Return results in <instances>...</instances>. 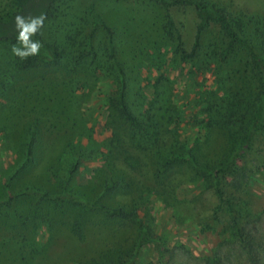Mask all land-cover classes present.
<instances>
[{
  "label": "rangeland",
  "instance_id": "1",
  "mask_svg": "<svg viewBox=\"0 0 264 264\" xmlns=\"http://www.w3.org/2000/svg\"><path fill=\"white\" fill-rule=\"evenodd\" d=\"M7 1L0 0V7ZM209 1L232 16L264 19V0ZM89 4L73 0L76 12H85ZM97 6L119 31V56L128 72L133 110L139 116L158 115L162 126L152 137L136 134L109 105L115 73H100L90 57L91 63L76 67L69 66V59L25 67L18 64L10 43L1 44L0 199L8 195L10 178L15 193L30 185L61 190L73 161L71 146L83 158L72 190L107 207H121L128 216L113 217L81 202L37 205L32 199L17 200L0 210V264H117L119 257L132 254L141 225L166 242L144 241L133 264H264V128L239 171L225 183V197L240 210L251 249L235 233L229 206L211 182L199 183L189 161L171 158L191 152L213 166L230 155V133L216 122L208 125V109L217 117V106L228 108L229 99L240 94L255 101L259 81L252 64L242 52L204 63L207 52L225 43L217 25L204 32L199 57L183 62L175 54L176 43L162 35L165 12L157 5L100 0ZM171 11L184 46L191 50L199 23L195 8ZM61 22L51 20L42 28L46 41L64 42L68 33L81 31L79 23L66 30ZM99 36L104 38L103 32ZM31 126L40 141L33 161L24 166L22 145ZM33 210L37 219L26 223L19 218Z\"/></svg>",
  "mask_w": 264,
  "mask_h": 264
},
{
  "label": "trees",
  "instance_id": "2",
  "mask_svg": "<svg viewBox=\"0 0 264 264\" xmlns=\"http://www.w3.org/2000/svg\"><path fill=\"white\" fill-rule=\"evenodd\" d=\"M100 0H90L88 9L84 12H76L73 0H8L0 7V45L3 43L16 44L17 32L14 27V18L17 14L24 16H39L45 14L43 27L51 20L62 21L61 27L69 29V26L78 25L76 34L68 33L64 42L56 40L48 42L40 33L33 36L34 40L42 43L40 54L35 57H29L25 60L19 58L18 64L29 66L34 63L50 64L64 59H69V66L84 65L85 62L91 61L96 63L100 73L105 70H112L115 73L117 84L113 93L110 95L108 102L113 109L129 124L136 134L142 133L144 136L152 137L162 123L158 121L159 116L148 114L139 116L132 108L130 97V82L127 69L120 58L119 49V31L111 22L99 11L97 3ZM152 4L157 5L165 12V23L162 26V35L166 39L173 40L176 43L175 54H178L183 62H191L200 55L201 40L204 32L217 25L225 35V43L219 48H213L207 52L203 58L206 65L212 64L217 58L226 61L230 56L242 52L247 57V63L252 64L256 71L257 80L259 81V92L255 95L254 102L245 95H239L238 98L232 97L229 100L228 108L225 105L217 106L220 113L214 117L212 107L208 109L210 120L209 126L216 122L230 133L234 147L230 155L222 162L210 166L208 163L199 161L191 152L185 154H173L172 160L182 159L189 161L197 171L199 183L210 181L217 190L220 198L226 202L232 213V227L235 233L244 244L245 248L251 249L250 242L247 241L243 227L239 220L240 210L235 207L232 199L225 197V183L227 177L236 173L242 166L246 153L252 148L253 142L258 134L264 128V19L256 16L237 15L232 16L227 10L209 0H149ZM65 6V7H64ZM177 6H192L195 8L199 23L197 26L196 39L191 50L184 46L182 33L179 30L176 21L172 15V8ZM64 7V12L61 10ZM88 16V17H87ZM87 29L88 32L82 33ZM86 31V30H85ZM99 32H103L104 38H100ZM91 63V62H90ZM11 76V75H10ZM102 78L100 81H105ZM216 107L215 105H212ZM226 107V108H224ZM220 108V109H219ZM150 109H153L152 107ZM216 116V115H215ZM219 116V118H218ZM38 130L27 127L25 130V141L22 145L24 155L23 165H28L33 161L34 152L39 142ZM69 155L72 156V162L68 168L67 176L63 179L64 185L61 190H51L49 188H39L35 185L26 186L18 192H13L11 188L12 178L7 185L8 195L0 199V210L11 208L15 201L32 199L37 205L41 204H58L68 205V203L81 202L85 206L102 208L108 215L113 217H127V212L121 208H111L102 205L96 200H91L84 195L77 194L70 184L75 172L82 163V156L75 153L74 147H68ZM2 213V212H1ZM24 222L37 219L36 211L29 214H20ZM37 226V225H36ZM38 227H42L39 226ZM77 235H81V227L75 229ZM139 240L133 248L132 254L118 258L117 264H133L138 261L139 252L144 241H155L159 244H165V240L152 236L149 229L141 225ZM131 254V255H130ZM90 263V262H89Z\"/></svg>",
  "mask_w": 264,
  "mask_h": 264
},
{
  "label": "clouds",
  "instance_id": "3",
  "mask_svg": "<svg viewBox=\"0 0 264 264\" xmlns=\"http://www.w3.org/2000/svg\"><path fill=\"white\" fill-rule=\"evenodd\" d=\"M45 19L46 15L43 13L39 16L21 14L15 16L14 27L17 32V43L11 47L13 55L25 60L40 54L42 43L39 40H33L32 37L40 33Z\"/></svg>",
  "mask_w": 264,
  "mask_h": 264
}]
</instances>
